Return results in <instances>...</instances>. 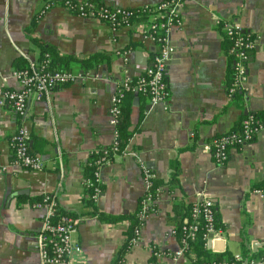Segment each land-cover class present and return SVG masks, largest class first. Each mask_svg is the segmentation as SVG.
Instances as JSON below:
<instances>
[{
    "label": "crops",
    "instance_id": "crops-1",
    "mask_svg": "<svg viewBox=\"0 0 264 264\" xmlns=\"http://www.w3.org/2000/svg\"><path fill=\"white\" fill-rule=\"evenodd\" d=\"M61 1L0 0V97L17 86L11 70L37 63L43 48L52 47L56 57L105 56L86 72L70 61L68 70L82 73L83 79L28 102L22 126L30 133V153L43 161L42 170L13 165L9 139L20 122L9 105H0V264H41L36 236L45 210L35 204L50 194L60 212L76 219L72 238L82 253L72 264H111L129 224L106 223L94 212L113 217L136 214L145 193L141 166L152 172L161 193L156 212L145 218L139 242L121 264H188L185 257L156 259L151 253L154 248L169 253L179 249L169 219L175 216L174 208L193 205L202 192L214 202L221 231L208 250L240 255L243 232L249 253L262 252L264 258V198L252 193L264 187V130L241 149L230 150L222 166L204 150L214 138L238 130L248 113L264 114V0H184L181 25L168 34L173 51L166 72L167 102L151 105L148 98L134 96L132 136L125 152L102 167V193L93 206L86 202L84 179L93 153L114 142L111 95L119 81L136 77L151 63L156 44L142 35L149 17L112 28L74 15ZM99 1L139 8L163 0ZM47 3L50 7L30 29ZM225 20L238 22L255 36L241 101L227 92L230 61L221 23ZM173 173L176 184L171 183Z\"/></svg>",
    "mask_w": 264,
    "mask_h": 264
},
{
    "label": "built area",
    "instance_id": "built-area-1",
    "mask_svg": "<svg viewBox=\"0 0 264 264\" xmlns=\"http://www.w3.org/2000/svg\"><path fill=\"white\" fill-rule=\"evenodd\" d=\"M183 2L184 0H163L156 6H153L157 11V15H149L151 20L144 25L142 35L143 38L149 37L155 42L156 51L153 54L151 63L143 69L144 75L138 77L136 84L130 85L131 77L128 76L117 84L116 91L111 95L109 108L110 122L114 127L117 123L118 104L124 98L125 91L132 90L137 92L140 90L148 95L151 105L166 104L169 97L166 72L168 61L173 51L169 44L168 34L172 27L181 25L180 7ZM50 5V3L45 4L43 9L47 10ZM65 7L70 12L74 11L77 16L104 21L112 28L131 26L134 23L130 20L133 12L138 11L132 8L110 7L108 5L97 7L95 3L88 0H75L73 3L66 1ZM139 8L148 9L149 7L144 6ZM162 13L166 15L165 20L157 24L156 19ZM221 23L225 36L233 42L229 48V54L235 58L234 68L236 74L227 91L228 95L231 96L236 90L243 89L247 80L245 64L248 60V53L254 47L255 36L251 32L246 31L236 21L225 20ZM161 30H163V34L159 35ZM10 75L15 80L17 86L2 93L0 105H9L20 122L18 129L9 139L12 162L17 168L39 171L44 168L43 161L39 156L30 153V133L22 126V121L27 115L28 102L32 98L37 100L47 98L48 93L52 89L83 79L84 75L82 73L53 68L50 65L48 53H45L43 58L37 61V63L29 62L27 67L13 68ZM263 130L264 116L261 118L255 116L253 113H248L241 121L237 131H230L214 138L204 146V150L212 155L219 166H222L228 161L230 150L241 149ZM109 150H101L100 157L94 161L93 177L85 180L87 187L92 189L90 198L93 203H97L101 197V171L102 167L110 160V157L107 156L109 153L113 156L125 152V150H118L116 132L114 142ZM140 170L145 184V193L141 202L142 207L137 216L139 220L144 221L149 214L156 212V202L161 193V188L152 193L151 188L155 180L152 172L145 166H141ZM252 193L259 198H264V187L255 189ZM35 207L45 210L41 228L36 236L41 264H72L82 253L80 244L72 238L76 223L67 217H61L58 220L54 219L57 207L54 195L43 196L41 201L35 204ZM214 209L213 200L202 192L199 201L192 205V222L181 229L183 237L179 241V249L173 253H169L165 252L162 248H154L151 253L152 256L156 259L168 256L173 260L185 257L188 251L187 242L193 240L200 229L204 231L205 247L208 246L209 235H212V241L220 239L221 231L214 226ZM201 222H203V228H200ZM140 233L141 227L135 230L134 237L130 240V247L139 242ZM171 234H175L174 230L171 231ZM191 258H193V255H191ZM234 260L241 261V256L234 255ZM204 264L228 263L225 261L223 263L211 262ZM247 264H264V258L253 259Z\"/></svg>",
    "mask_w": 264,
    "mask_h": 264
},
{
    "label": "trees",
    "instance_id": "trees-1",
    "mask_svg": "<svg viewBox=\"0 0 264 264\" xmlns=\"http://www.w3.org/2000/svg\"><path fill=\"white\" fill-rule=\"evenodd\" d=\"M66 1H70V2H74L75 0H62L61 4L65 6V2ZM91 1L93 3H95L98 6L100 5H108L105 4L102 1H97V0H88ZM110 7H113L111 5H108ZM133 10L137 11V12H133V16L131 17V21L135 22L138 20H143L147 19L149 17L150 14L152 15H157V11L152 7H149L148 9H143V8H132ZM44 11V12H42ZM47 10L43 9V7L36 13L35 18L31 24L30 29L34 28L35 23L37 21V19L39 17H41ZM73 11V10H72ZM74 15L75 12H71ZM135 14V15H134ZM163 14V15H162ZM160 16L157 17L156 19V23L159 24L161 22H163L165 20V13H162ZM163 34V30H161V33H159V35ZM226 37V36H225ZM226 41H227V45H228V52H229V48L232 46V41L230 39H228L226 37ZM43 54L41 56V58L38 60L40 61L43 58V55L45 53H48L50 56V65L55 68V64L57 66L56 69H60V70H68V63L70 61H75L77 62L80 67L83 69V71H88V70H92L93 68H95L96 66H98L100 63H102V61H104V55L100 54V53H94L89 55L88 57H71V56H65V57H56L54 51L52 50V47H47V48H43L42 49ZM46 51V52H45ZM250 53V52H249ZM248 53V54H249ZM228 57H229V61H230V65L228 68V73H227V81L229 82L228 84V88L230 87V85L233 82V79L235 77V68H234V62H235V58L233 57V55L228 53ZM54 64V65H53ZM29 65L28 64L22 66V67H18V68H24L27 67ZM71 71V70H68ZM144 75V72H140L136 77H131L130 78V85H134L137 83V79L139 76ZM227 88V91H228ZM135 95H141L144 96L146 98H148L147 94H144L143 92H141L140 90H138L137 92L132 91V90H128L125 91V96L124 98L120 101V103L118 104V114H117V123L115 124V132H116V144L118 147L119 151H124L128 145V141L132 136V133L129 130L130 127V111H131V107H132V102L134 99ZM243 93H242V89L236 90L231 97L235 98V99H239L240 101L243 99L242 98ZM255 116L257 117H263L264 114L262 112H252ZM240 127V126H239ZM237 131V130H235ZM111 147V146H110ZM109 148H105V149H100L98 150L99 152L96 153L94 152L92 155V159H91V163L88 166V168L86 169L87 173H86V177L84 179V188H85V193H86V202L89 206H93L94 203L91 200V195H92V189L87 187V185L85 184V180L92 178L93 177V173H94V161L100 157V152L101 150H109ZM30 151V148H29ZM110 151V150H109ZM108 151V152H109ZM107 157H112L109 153V155ZM109 158V159H110ZM171 183L172 184H176V175L175 173L172 174L171 177ZM159 184L154 180L153 181V186L151 188V192L155 193V191L159 188ZM101 190H102V185L100 186ZM43 197V196H42ZM41 198H39L36 202H40ZM56 199V198H55ZM143 197L141 198L140 202H139V207L138 210L136 212V214L134 215H130V216H123V217H113V216H106L104 214H101L99 212H94V214L97 216V218H99L101 221H104L106 223H116L118 221H122V220H126L128 221V228L127 231L125 233V240L124 243L121 247V249L118 252L117 257L115 258V260L111 263V264H121L122 260L125 256V254L127 253V251L130 249V240L134 237V232L137 228L142 227L143 222L139 220L137 213L140 211L141 207H142V202ZM175 210V216L174 218L169 219V222L172 223L173 227H174V236L181 241L182 237H183V233H182V227L189 224L190 222H192V218H191V209H192V205H189L187 207H182V209L177 206L176 208H174ZM214 226L215 228H218V219H217V213L214 209ZM61 217H67V218H71L75 223H76V219H74L70 214L68 213H63L60 212L57 207H56V212H55V220H58ZM200 228H203V222L200 223ZM204 231L202 229H200L195 238L193 240H189L187 242L188 245V251L186 252L185 258L188 261V264H204V263H211V262H216V263H223V262H227L228 264H247L249 261L253 260V259H260L262 256V252H255V253H249V250L247 249V245H248V240L245 237L244 233L242 232V236H241V261H235L234 260V256L230 255L228 252H225L223 254H212L210 252V250H208L207 247H205V239L203 237ZM191 255H193V258H191Z\"/></svg>",
    "mask_w": 264,
    "mask_h": 264
},
{
    "label": "water",
    "instance_id": "water-1",
    "mask_svg": "<svg viewBox=\"0 0 264 264\" xmlns=\"http://www.w3.org/2000/svg\"><path fill=\"white\" fill-rule=\"evenodd\" d=\"M169 62V61H168ZM208 238H209V241H208V246H210V244H211V241H212V235H209L208 236Z\"/></svg>",
    "mask_w": 264,
    "mask_h": 264
}]
</instances>
